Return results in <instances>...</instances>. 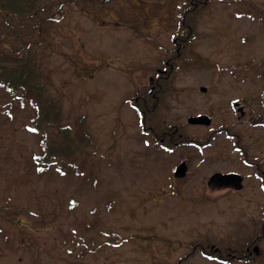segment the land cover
Returning a JSON list of instances; mask_svg holds the SVG:
<instances>
[{
  "label": "rangeland",
  "instance_id": "obj_1",
  "mask_svg": "<svg viewBox=\"0 0 264 264\" xmlns=\"http://www.w3.org/2000/svg\"><path fill=\"white\" fill-rule=\"evenodd\" d=\"M185 3L36 0L34 14L0 10V44L28 46L57 107L54 124L42 127L28 102L0 87V264H254L222 263L193 247L200 242L242 250L234 242L264 223L262 184L250 173L239 193L204 198L200 192L210 170L245 166L234 140L216 135L208 148L184 145L168 155L143 136L129 106L168 56L151 47L153 37L146 39L149 13L158 9L174 20ZM191 13L198 21L192 41L198 53L176 59L172 78L183 90L171 103L176 109L157 116L173 118L177 111L185 123L191 106L236 96L260 112L264 0H210ZM177 30L169 23L160 29L166 46ZM214 111L212 124L236 121L249 157L264 154V114L262 124H251ZM184 125L198 138L205 132ZM59 126L67 129L66 140ZM43 140L66 142L65 152L43 160ZM182 152L190 155L194 173L175 180L171 169Z\"/></svg>",
  "mask_w": 264,
  "mask_h": 264
},
{
  "label": "flooded vegetation",
  "instance_id": "obj_2",
  "mask_svg": "<svg viewBox=\"0 0 264 264\" xmlns=\"http://www.w3.org/2000/svg\"><path fill=\"white\" fill-rule=\"evenodd\" d=\"M104 2L109 0H103ZM209 0H186L184 7L181 8L180 14L176 19H170L168 15L158 14V9L150 12L148 22L152 23L145 29L147 34L146 39L153 37V45L151 46L154 50H161L167 52L168 56L163 59L162 63L155 66L153 71L147 77V87L143 91L136 92L129 102L130 108L133 110L137 125L142 131L143 136H149L156 148L168 155L174 154V152L184 145H191L201 150L208 148L212 145V140L216 135H224L226 138L234 140V150L238 151L242 156L241 161L245 163L241 166H219L204 175L203 186L201 194L204 198H214L216 195L239 193L240 189L233 187L230 183H223L219 179V173L237 172L241 174L242 184L247 180L249 173L255 176L262 184V191L264 193V154L258 158L248 156V148L243 143L241 134L235 127V122L221 121L217 124H212V117L215 114L216 109H222L221 114L227 111L230 115L235 116L239 122L252 123V118H256L257 114H264V97L260 96L258 100L260 103V112L258 109L251 110L248 106V102L241 97L225 98L218 97V100L210 101L203 108H196L191 106L193 109H189L185 115V123L182 120H178V112L173 118L167 117L162 118L157 116V113L165 110L166 108L176 109L172 102H177L178 95L176 93L182 91V87L176 84L174 73L177 71L178 63L176 59L181 57L183 54H197V46L192 42L195 36L197 37V16L191 12H195L208 4ZM142 5V3H138ZM149 7V4H148ZM164 7V6H163ZM118 9V8H116ZM119 10V9H118ZM118 10L116 12H118ZM118 14V13H116ZM119 15L117 16V18ZM169 23V27L174 28L177 24L178 30L172 31L169 37L170 44L162 42L160 36V29L166 27ZM149 44V43H148ZM171 45V46H170ZM151 47L149 49L151 50ZM183 58V57H182ZM199 85V90H200ZM192 87V86H186ZM187 90V89H185ZM207 88L201 89L202 92L207 93ZM210 97V96H207ZM196 106V105H195ZM195 109V110H194ZM196 114H208L210 116V122H189V115ZM242 120V121H241ZM195 129H204L205 132L198 136L193 133L186 132L185 125ZM209 153L205 156H201V160L209 158ZM190 155L186 152L180 153L177 158L174 159L171 176L177 179L187 178L190 174L194 173V170L190 164ZM185 162L186 170L183 176H174L175 168L182 162ZM250 168L247 170L246 168ZM243 186V185H242ZM200 194V195H201ZM200 197V196H199ZM264 239V229L262 223L260 229L255 232L252 236H247L245 239L235 241V244L242 246V250H228L222 251L221 248L214 243H211L207 249H212L220 256L225 254V258L229 260L232 258L243 261L246 256L252 257L259 254V247L262 245ZM201 244V243H200ZM204 244H201L203 246ZM202 254L204 252H201Z\"/></svg>",
  "mask_w": 264,
  "mask_h": 264
},
{
  "label": "trees",
  "instance_id": "obj_3",
  "mask_svg": "<svg viewBox=\"0 0 264 264\" xmlns=\"http://www.w3.org/2000/svg\"><path fill=\"white\" fill-rule=\"evenodd\" d=\"M35 1L36 0H0V10H12V12L18 14V16L34 14L36 12H31V8ZM0 87L11 92L21 101L28 102V104L32 106V115L35 116L37 125L42 123V127H45L54 124L57 118V107L55 102L47 96L45 85L39 78L36 61L30 55L28 46H25L22 50H14L6 48L3 43L0 44ZM33 128L35 127L32 125L31 129ZM58 130L64 137V140H66L67 129L64 126H59ZM76 135H78L80 139L83 138L80 136L81 134L76 133ZM40 145V155L43 157V160L52 154L64 153L66 148V142L65 145L62 146L60 143H52V141L47 142L43 140ZM262 225L264 229V223H262ZM194 249L204 252L203 255L208 258L217 259L224 263H228L235 259L231 257L229 260L225 258V254L220 256L212 249H207L205 245L201 246L200 243H195ZM262 253L263 251H260L256 256H246L241 259H243L244 262L264 264V258L259 256Z\"/></svg>",
  "mask_w": 264,
  "mask_h": 264
},
{
  "label": "water",
  "instance_id": "obj_4",
  "mask_svg": "<svg viewBox=\"0 0 264 264\" xmlns=\"http://www.w3.org/2000/svg\"><path fill=\"white\" fill-rule=\"evenodd\" d=\"M200 89H205L204 86H201ZM189 122H204L209 123L210 122V116L207 114H198V115H190L188 117ZM186 165L185 162L182 161L174 170V176H183L185 174ZM219 175V179L223 183H230L231 186L240 188L242 186L241 184V176L239 173L236 172H228V173H219L216 174Z\"/></svg>",
  "mask_w": 264,
  "mask_h": 264
},
{
  "label": "snow or ice",
  "instance_id": "obj_5",
  "mask_svg": "<svg viewBox=\"0 0 264 264\" xmlns=\"http://www.w3.org/2000/svg\"><path fill=\"white\" fill-rule=\"evenodd\" d=\"M33 131H35V130L33 129Z\"/></svg>",
  "mask_w": 264,
  "mask_h": 264
}]
</instances>
